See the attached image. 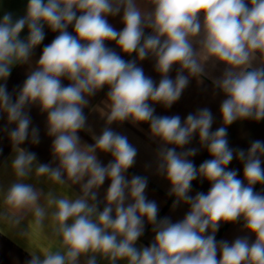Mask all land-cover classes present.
<instances>
[{
    "label": "clouds",
    "instance_id": "1",
    "mask_svg": "<svg viewBox=\"0 0 264 264\" xmlns=\"http://www.w3.org/2000/svg\"><path fill=\"white\" fill-rule=\"evenodd\" d=\"M121 11L124 27L117 31L107 17ZM45 25L59 34L43 48L14 101L6 83H0V113L16 125L8 131L15 179L7 188L0 186V224L16 229L30 217L27 230L18 233L21 238L35 225L57 242L54 250H30L28 264H80L82 257L85 264H98V257L108 264H264V194L254 191L255 185H264V142L253 141L245 152L230 148L227 139V126L237 120H264V0H27L22 17L14 20L5 12L0 18V81L7 80L15 65L30 62L45 38ZM69 25L75 35L67 31ZM25 28L28 35L21 39ZM105 41H114L124 54L135 53L139 61L154 58L158 85L135 60H124ZM209 61L213 68L225 65L213 79L226 97L220 105L224 126L210 131L213 115L208 108L188 114L183 123L179 115L154 114L152 104L170 108L190 78L207 75ZM174 65L179 68L173 80L169 73ZM63 78L70 81L68 86ZM104 87L107 99L100 112L106 126L92 136L93 144L82 143L78 132L87 121L83 109ZM32 105L47 114L56 167L39 163L34 152L20 147L29 138L33 145L40 142L37 128L29 132L31 118L25 109ZM125 121L148 123L150 136L159 140L157 172L171 185L173 208L189 206L181 221L158 220V205L145 195L147 177L126 178L137 149L109 127ZM197 133L212 157L198 169L190 159L197 149L176 150ZM98 151L111 154L106 166ZM234 158L243 162V180L237 170L227 169ZM33 177L52 187L45 192L26 182ZM198 177L211 187L193 197L189 192ZM106 179L110 186L100 210L98 189ZM74 185L80 186L78 194L57 191V186L70 191ZM145 219L155 237L138 248ZM241 220L254 242L247 237L231 244L216 240L221 223Z\"/></svg>",
    "mask_w": 264,
    "mask_h": 264
},
{
    "label": "crops",
    "instance_id": "2",
    "mask_svg": "<svg viewBox=\"0 0 264 264\" xmlns=\"http://www.w3.org/2000/svg\"><path fill=\"white\" fill-rule=\"evenodd\" d=\"M27 6V0H0V18L3 17L5 12L13 14V19L22 17L25 14ZM79 15V13H77ZM122 11L116 16H108L107 20L117 31H121L124 27L121 22ZM67 31L70 34L75 35L73 25H69ZM45 38L32 52L30 62L25 64L15 65L10 76L6 81H0V83H6L7 90L12 94L13 101L16 98V94L19 92L24 81L29 73L36 67V62L39 60L43 48L50 44L52 40L59 34L58 32L51 31L47 25L44 27ZM150 34V29H145V35ZM28 35L27 28H25L21 34V39H26ZM105 46L114 50L121 57L128 60H135L137 65L141 67L146 76L150 77L157 85L161 79L159 73L155 71V59L149 56L143 61H139L136 54L131 55L124 54L117 47L114 41H105ZM258 66V65H254ZM179 66L174 65L169 73L170 78L175 79ZM225 69V65L217 63L215 68L212 67L211 61L206 64L205 71L207 75L197 78H190L188 86L182 92L180 99L175 102L170 108H165L161 104H152L155 109V115L157 116H173L179 115L181 121L185 120L188 114H195L198 110L208 108L213 115V124L210 131L214 132L219 127L224 126L220 105L226 98L224 94L213 85V79L219 78ZM187 75V72L184 73ZM70 81L66 78L62 79L63 86H68ZM108 88L104 87L102 90L96 93V95L89 97V104L83 109L85 116L87 117L86 129L78 132V135L82 143L93 144V135L99 136L106 126V118L102 117L100 110L105 108V100L107 99ZM31 118V129L37 128L39 130V144L33 145L29 140H26L20 147L34 152L37 156L39 163L51 164L53 167L57 166L56 161L53 160L51 145L52 137L47 135V114L41 112L38 105H32L25 109ZM15 124H9L6 114L0 113V186L7 188V186L14 181V176L11 172V160L15 153L13 146L10 142L8 131L15 128ZM114 132L125 135L129 142L137 149V156L135 158L134 165L127 170L125 176L127 179H131L132 176L138 175L147 177V188L145 195L148 200L155 201L158 205V220L164 217L170 218L175 223L181 221L185 214L189 211L187 204H179L173 208V201L175 197L170 196L171 185L165 176L158 174L157 172V152L161 147L159 140H154L150 136L149 124L140 123L134 125L130 121L123 123H113L109 126ZM90 128L91 131L87 129ZM227 139L229 147L232 149H243L245 152L250 148L253 141L259 140L264 142V120L255 121L252 119L237 120L233 124L227 126ZM168 147H175L169 145ZM189 148L197 149V154L191 157V161L199 168V165L211 159L212 157L207 151L206 147L201 146L198 133L194 134L190 144L184 146V148H177V152L187 150ZM98 160L102 165L106 166L111 160L112 156L109 153L97 152ZM261 167L264 168V156L261 157ZM228 170H237L239 179L243 180V162L234 158L227 166ZM27 183L34 184L37 188L43 189L45 192L52 187L50 184L43 180L37 182L35 178H29ZM110 186V180L106 179L104 184L98 189V202L99 209L103 210L104 196L108 187ZM211 184L200 177L192 182L190 196H195L198 192L207 194ZM57 191L60 194H78L80 192V186L74 185L71 190L67 187L60 188L57 186ZM254 191L264 194V185L257 184L254 186ZM131 201H126V204ZM30 219V217L28 218ZM28 219L23 221L21 225L16 229H11L5 224H0V264H28L31 259L30 250L39 249L41 251L54 250L56 247V239L45 230H41L35 225H29V235L26 238H21L18 233L22 230H27ZM144 233L136 243V247L149 246L155 237V233L152 231V225L145 219ZM208 233H206L207 235ZM238 237H247L249 242L255 241V236L243 228V220L236 223H221L219 230L215 233L217 241H228L230 244ZM39 255V253H37ZM98 264H108L107 260L97 258ZM80 264H85V258H81ZM119 264H126L125 261H120Z\"/></svg>",
    "mask_w": 264,
    "mask_h": 264
}]
</instances>
